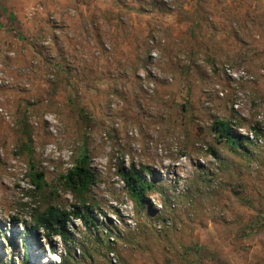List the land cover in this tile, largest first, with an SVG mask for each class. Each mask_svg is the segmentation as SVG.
I'll list each match as a JSON object with an SVG mask.
<instances>
[{"label":"rangeland","instance_id":"rangeland-1","mask_svg":"<svg viewBox=\"0 0 264 264\" xmlns=\"http://www.w3.org/2000/svg\"><path fill=\"white\" fill-rule=\"evenodd\" d=\"M109 1L0 0V264H264V0Z\"/></svg>","mask_w":264,"mask_h":264},{"label":"trees","instance_id":"trees-1","mask_svg":"<svg viewBox=\"0 0 264 264\" xmlns=\"http://www.w3.org/2000/svg\"><path fill=\"white\" fill-rule=\"evenodd\" d=\"M213 129L225 141H229L237 145L241 144V141L238 138H234L230 135L227 124L215 121ZM36 177L38 180H42V176L40 174ZM91 180L92 177L88 171L85 157H83L81 161H78V163L70 171H68L65 176V182L72 190L79 193H82L88 187ZM122 180L132 194L138 195L142 193L144 185L141 181L142 178L138 173H122ZM87 210L88 209L85 207L84 212L81 215L77 209H73L70 213H66L65 211L58 209L48 208L37 216L36 222L50 234H60L65 237L64 229L65 225L69 222L70 217L78 220H85L88 217L86 214Z\"/></svg>","mask_w":264,"mask_h":264},{"label":"crops","instance_id":"crops-1","mask_svg":"<svg viewBox=\"0 0 264 264\" xmlns=\"http://www.w3.org/2000/svg\"><path fill=\"white\" fill-rule=\"evenodd\" d=\"M44 4H46L48 7H50L51 10L58 12L63 9H66L67 7H73L76 4H79L78 13L77 17H81L82 19L85 16V10H83V5L84 6H99L101 8H107L111 5L109 0H43ZM15 0H12V3L14 4ZM102 9V10H104Z\"/></svg>","mask_w":264,"mask_h":264},{"label":"built area","instance_id":"built-area-1","mask_svg":"<svg viewBox=\"0 0 264 264\" xmlns=\"http://www.w3.org/2000/svg\"><path fill=\"white\" fill-rule=\"evenodd\" d=\"M39 11V8L36 3H31L26 6L25 14L28 18L33 17L37 12ZM249 139L252 140L253 142H258L261 143V140H259L257 137L253 136L252 134L249 135Z\"/></svg>","mask_w":264,"mask_h":264},{"label":"bare ground","instance_id":"bare-ground-1","mask_svg":"<svg viewBox=\"0 0 264 264\" xmlns=\"http://www.w3.org/2000/svg\"><path fill=\"white\" fill-rule=\"evenodd\" d=\"M58 258L56 257V256H54V258H53V261H55V260H57Z\"/></svg>","mask_w":264,"mask_h":264}]
</instances>
